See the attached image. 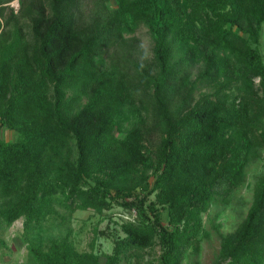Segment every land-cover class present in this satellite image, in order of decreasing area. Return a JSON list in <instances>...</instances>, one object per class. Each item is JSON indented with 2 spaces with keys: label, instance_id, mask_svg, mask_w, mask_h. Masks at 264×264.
<instances>
[{
  "label": "trees",
  "instance_id": "obj_1",
  "mask_svg": "<svg viewBox=\"0 0 264 264\" xmlns=\"http://www.w3.org/2000/svg\"><path fill=\"white\" fill-rule=\"evenodd\" d=\"M14 1L0 0V132L18 134L0 133V228L24 219L29 264H121L158 244L156 264L199 254L203 215L264 158V0ZM143 26L150 63L133 53ZM56 203L137 216L102 263L98 238L36 243ZM217 264H264V176Z\"/></svg>",
  "mask_w": 264,
  "mask_h": 264
},
{
  "label": "rangeland",
  "instance_id": "obj_2",
  "mask_svg": "<svg viewBox=\"0 0 264 264\" xmlns=\"http://www.w3.org/2000/svg\"><path fill=\"white\" fill-rule=\"evenodd\" d=\"M86 10L93 7V0H87ZM116 1L113 0L110 8H114ZM15 12L20 11V0L10 3ZM131 37V36H130ZM139 41L138 50L134 53L139 59L151 62L153 58V39L147 27H141L135 35ZM259 49L264 55V31L261 37ZM198 73V67L193 69L194 76ZM258 82V80H256ZM2 138L7 142H15L18 134L7 129L1 132ZM264 176V158L252 162L246 171L245 183L231 196L228 201H220L212 204L210 210L203 215V238L201 251L197 255L189 254L183 264H217L221 249V237L229 236L236 232L243 220L246 218L254 200L255 187L259 179ZM155 197H151V201ZM136 211H128L122 207H114L103 215L95 214L92 211H77L69 214L62 203H56L55 213L47 217L38 232L33 237L36 243H41L47 248L49 239L63 238L68 236L75 242L80 251H90L91 242L96 240V252L102 256V263L105 262V255H111L114 251L115 241L124 239L126 233L124 226L126 222L136 219ZM164 220L167 222V213H164ZM95 229L104 235L97 236ZM28 242L25 238L24 219L16 221L9 228H0V264H29ZM159 244L153 250H142V257L134 258L131 262L122 260L121 264H149L161 254Z\"/></svg>",
  "mask_w": 264,
  "mask_h": 264
}]
</instances>
